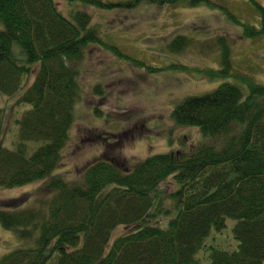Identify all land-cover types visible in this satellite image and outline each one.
<instances>
[{"label": "trees", "instance_id": "1", "mask_svg": "<svg viewBox=\"0 0 264 264\" xmlns=\"http://www.w3.org/2000/svg\"><path fill=\"white\" fill-rule=\"evenodd\" d=\"M65 1L67 13L56 0H0V94L21 107L11 147L3 138L7 106L0 108V186L37 179L49 191L34 205L0 209V222L27 242L3 254L0 264H264V83L244 74L236 76L246 92L224 81L209 93L187 95L173 108L176 124L197 126L211 139L221 136L220 144L128 162L101 158L77 183L57 171L82 98L78 63L87 47L99 43L154 69L105 42L106 34L78 4L107 10L139 4L219 7L245 38L264 35V6L249 0L260 14L256 25L214 0ZM187 41L179 34L167 47L178 52ZM215 41L220 68L196 70L227 77V41L222 35ZM227 217L235 219L237 247L205 245ZM120 225L124 232L113 237Z\"/></svg>", "mask_w": 264, "mask_h": 264}, {"label": "rangeland", "instance_id": "2", "mask_svg": "<svg viewBox=\"0 0 264 264\" xmlns=\"http://www.w3.org/2000/svg\"><path fill=\"white\" fill-rule=\"evenodd\" d=\"M56 1L60 10L67 13L66 1ZM214 1L223 2L245 22L260 23V14L249 0ZM257 1L264 6V0ZM77 6L90 13L99 33L106 34L105 42L116 44L123 53L154 69L116 56L99 43L87 47L78 63L82 98L57 170L71 183L80 182L87 166L101 158L128 162L176 149L188 152L197 144L210 141L220 144L221 136L211 139L204 137L197 126L176 124L172 115L174 106L187 95L209 93L224 81L243 87L236 76L239 73L264 83V35L241 36L240 25L228 21L219 7L139 4L132 10L122 7L107 10L92 5ZM179 34L188 38L187 43L183 42L178 52L169 50V41ZM216 35H222L229 48L227 77H210L196 70L220 68L222 55L215 43ZM242 87V92H246ZM5 106L3 138L11 147L10 144L16 143L17 131L13 122L21 107L11 106L0 94V108ZM46 186L37 179L13 187L0 186V209H21L39 203L49 193ZM172 187L173 183L168 182V188ZM13 199L19 202L7 205ZM234 222L235 219L227 217L226 226L220 232L213 230L204 244L235 249L238 242L233 236ZM124 230L120 225L112 236ZM22 243L27 244L0 222V257Z\"/></svg>", "mask_w": 264, "mask_h": 264}]
</instances>
